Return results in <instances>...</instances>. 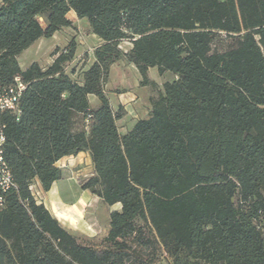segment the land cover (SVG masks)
Here are the masks:
<instances>
[{"label": "trees", "instance_id": "16d2710c", "mask_svg": "<svg viewBox=\"0 0 264 264\" xmlns=\"http://www.w3.org/2000/svg\"><path fill=\"white\" fill-rule=\"evenodd\" d=\"M72 9L102 39L83 80L69 70L75 39L22 69L20 54L72 26ZM219 33L234 39L224 52ZM124 58L143 84L155 66L178 78L120 135L103 83ZM17 74L28 87L21 114L3 116L16 187L0 207V264H152L160 249L174 264H264V0H0V78ZM82 151L94 165L84 189L121 204L101 247L31 190L35 179L49 190L57 162Z\"/></svg>", "mask_w": 264, "mask_h": 264}, {"label": "crops", "instance_id": "0c3cea01", "mask_svg": "<svg viewBox=\"0 0 264 264\" xmlns=\"http://www.w3.org/2000/svg\"><path fill=\"white\" fill-rule=\"evenodd\" d=\"M67 17L72 22V26L65 27L50 37L39 38L26 50L28 51L42 39L55 38L62 34H64L65 46L68 45V41L75 39L77 49L74 59L70 63V70L73 71L74 78L82 81L84 72L96 60L94 50L102 43V39L91 32L88 20L79 18L73 9L68 12ZM81 23L86 25L87 33L79 30ZM124 43L128 44L126 49L123 48ZM131 47L132 43L129 41L121 43V48L125 52L129 51ZM26 50L18 57L19 63L21 55ZM83 53L87 55L82 58ZM40 55L41 52L37 51L30 64L37 61L41 66L47 67L56 57L53 55L52 60L44 66L41 64ZM27 67H22V69ZM114 69L119 75V81L113 84ZM148 78L150 83L143 84L138 67L125 58L114 63L109 69L107 79L103 83V91L109 99L113 112L119 114L116 118V125L120 135L128 133L139 119L150 116L152 100L163 91L165 82L177 79L178 75L171 71L161 74L158 67L155 66L149 68ZM89 101L91 108H96L100 103L99 98L94 94L89 95ZM92 101L94 102L92 103ZM57 165L62 169V177L56 180L49 190H44L38 179L32 181L31 190L37 202L43 203L60 224L76 235L80 241L106 237L110 230V214L114 210H120L121 204H108L109 215L103 219L96 211H92L96 204L104 200L83 187V184L94 175V165L90 153L82 151L78 154L64 156L57 162ZM77 189H79L78 193Z\"/></svg>", "mask_w": 264, "mask_h": 264}, {"label": "rangeland", "instance_id": "374dc122", "mask_svg": "<svg viewBox=\"0 0 264 264\" xmlns=\"http://www.w3.org/2000/svg\"><path fill=\"white\" fill-rule=\"evenodd\" d=\"M80 31L83 33H87L86 25L80 24ZM78 32V29H76ZM64 34L59 35L55 38H49V39H42L37 44H35L33 47H31L28 51L26 50L20 57V65L21 67L25 68L27 67L31 60L33 59V55L37 51L41 52L40 60L41 64L46 66L48 62H50L53 58V52L59 48L63 49L65 47V43L63 41ZM69 44V41H68ZM234 44V39L225 33H219L214 36V42H213V48L215 50L224 52L232 47ZM128 46L127 43L123 44V48L126 49ZM38 49V50H37ZM92 51V50H91ZM86 53H83L81 57H86ZM75 68V67H74ZM70 70V66H69ZM112 83H116V81H119V75L116 72V69L113 70L112 74ZM94 101H92L93 103ZM79 192V189H77V193ZM108 209L109 205L106 204L104 201L100 202L99 204L95 205V208L92 211H96L97 214L100 216L101 219L108 217ZM84 244H92L98 247H101L104 242V237L96 238L94 240H82L81 241ZM152 264H174L172 257L168 253H166L163 249H160L159 252L156 255V258Z\"/></svg>", "mask_w": 264, "mask_h": 264}, {"label": "built area", "instance_id": "2783aa9c", "mask_svg": "<svg viewBox=\"0 0 264 264\" xmlns=\"http://www.w3.org/2000/svg\"><path fill=\"white\" fill-rule=\"evenodd\" d=\"M28 87L22 75L17 74L9 84L0 78V207L4 205L7 193L16 187L12 172L5 160L4 149L7 140L6 124L3 116L6 113L21 114L19 101Z\"/></svg>", "mask_w": 264, "mask_h": 264}]
</instances>
